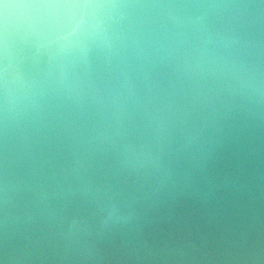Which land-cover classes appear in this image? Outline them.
<instances>
[{"label":"clouds","instance_id":"obj_1","mask_svg":"<svg viewBox=\"0 0 264 264\" xmlns=\"http://www.w3.org/2000/svg\"><path fill=\"white\" fill-rule=\"evenodd\" d=\"M187 201L264 264V0H0V264L184 257Z\"/></svg>","mask_w":264,"mask_h":264},{"label":"water","instance_id":"obj_2","mask_svg":"<svg viewBox=\"0 0 264 264\" xmlns=\"http://www.w3.org/2000/svg\"><path fill=\"white\" fill-rule=\"evenodd\" d=\"M178 220L162 225L149 238L159 245L180 243L188 246L184 257H112L107 264H242L228 254L226 223L209 225L203 212L191 201L177 209Z\"/></svg>","mask_w":264,"mask_h":264}]
</instances>
